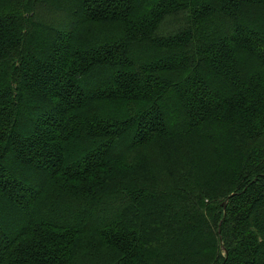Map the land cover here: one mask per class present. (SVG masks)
I'll use <instances>...</instances> for the list:
<instances>
[{"label": "trees", "instance_id": "obj_1", "mask_svg": "<svg viewBox=\"0 0 264 264\" xmlns=\"http://www.w3.org/2000/svg\"><path fill=\"white\" fill-rule=\"evenodd\" d=\"M0 264H264V0H0Z\"/></svg>", "mask_w": 264, "mask_h": 264}]
</instances>
